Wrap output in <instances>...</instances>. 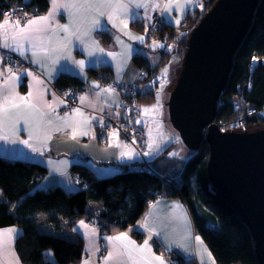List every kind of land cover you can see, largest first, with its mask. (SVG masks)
Returning a JSON list of instances; mask_svg holds the SVG:
<instances>
[{
    "label": "crops",
    "instance_id": "0c3cea01",
    "mask_svg": "<svg viewBox=\"0 0 264 264\" xmlns=\"http://www.w3.org/2000/svg\"><path fill=\"white\" fill-rule=\"evenodd\" d=\"M48 1L46 12L27 16L25 20L19 22L20 27L30 19L47 15L52 8L51 0ZM60 2L79 4L83 3V0H60ZM93 2L95 4L93 9L69 7L60 10L48 21L47 31L26 32L29 39H19V28L15 25V21H9L7 25L0 27V41L7 36L8 42L14 43L11 37L16 35L20 46V51L16 52L34 67L6 71L1 67L2 52L0 51V107L8 106L6 114L0 112V137H7V139L0 138V155L7 159H21L44 166L45 171L39 176L36 187L48 188L58 185L66 191H76L79 185L72 172L75 163L87 165L96 176L100 177L118 173L123 167L144 165L139 151L120 135L107 133L104 141L100 138L103 123L101 113L117 112V107L121 103L119 90L112 86L110 81L136 85L137 90L146 91V87L148 90L153 84L158 85L160 78L163 77L160 73L162 69L159 68L171 64L173 68L170 71V78H175L179 63L178 54H173V57L169 54L167 63L156 70L152 82L142 81L141 70L133 63V58L139 53L154 65L161 57L162 47H155L154 42L158 43V41L147 36V21L150 13L160 14L165 20L166 27L175 28L176 35L181 37L182 31L180 34L177 32L181 29L180 25L183 24L185 14L200 5V0H193L192 3H186V0H172L174 6L166 13L164 6L169 0H139L146 4L143 8L134 7L137 0H121L122 3L128 4L129 12L118 14L115 17L117 26L114 27L107 19L112 8L100 7L98 0ZM176 3H179L183 10L177 8ZM157 4L159 7H154ZM98 11L105 13L100 20L101 24L106 26V30L96 28L91 30L88 36L82 35L90 26L92 18L98 15ZM134 13L138 15H133ZM176 20L180 23H175ZM4 21H0V24ZM125 23L127 28H124ZM64 24L70 26L69 33L58 28L59 25ZM39 27L41 26H33V28ZM76 36H80V39L78 40ZM139 36H143L142 41L135 39ZM93 40L104 50L103 52L96 50L97 45L92 44ZM34 46L37 48L34 49ZM40 46L48 49L47 54L38 51ZM33 50H37L36 56L32 55ZM89 52H94V55L89 56ZM110 52L117 55L109 56ZM54 60L57 62L53 63ZM80 60L84 61L83 67L76 63ZM92 60L97 62L92 64L90 63ZM102 66L103 68H100ZM93 68L99 69L93 70ZM61 73L76 76L83 81V91L77 96L79 106L69 111L63 110L64 101L53 88H58L55 82ZM143 84L146 85L145 89L142 88ZM109 87L113 91H105ZM21 97L26 99L21 100ZM81 97L86 99L82 102ZM12 104L17 106L11 107ZM135 107L138 120L140 117L149 120L145 128L144 141L143 138L141 140L152 170L160 177L166 174L179 176L176 172L177 158L167 159L166 165L158 161L162 153L167 152L172 146L169 139L162 137L161 133L159 135L160 123L155 121L157 119L153 118L154 116L143 114L142 107H137L136 103ZM143 107L145 109V106ZM75 109H79V112H75ZM169 131L173 138L178 137L175 132ZM85 132L87 135L82 134ZM129 151L133 153L131 158L121 156L122 152ZM164 157L169 158V156ZM147 206L132 226L111 234H102L91 220L78 219L71 228L68 227V221L60 220L70 232V235L65 236L74 237L75 234H80L83 239L84 254L78 264H146L148 260H151L152 264H158V261L152 259L153 254L163 256L167 264H171L167 255L170 250H177L195 264H217L203 237L196 233L186 204L179 196L165 194L155 198ZM184 213L191 222L190 228L184 224ZM81 221L87 227L82 226ZM10 228L18 231L14 233V239L6 247L0 248V264H25L22 263L14 245L20 228L17 225L0 227V237ZM50 228L54 229V226L50 225ZM134 230L142 233V239L132 235ZM120 233H127L128 240L134 241L135 244L106 239ZM145 240L149 242L150 252L138 250ZM124 243H128L127 249L123 247ZM130 251L133 259H129ZM109 252L114 253V256L106 260ZM116 252L120 253L119 257L115 256Z\"/></svg>",
    "mask_w": 264,
    "mask_h": 264
},
{
    "label": "trees",
    "instance_id": "16d2710c",
    "mask_svg": "<svg viewBox=\"0 0 264 264\" xmlns=\"http://www.w3.org/2000/svg\"><path fill=\"white\" fill-rule=\"evenodd\" d=\"M215 1L200 0L199 6L185 14L180 25L181 37L176 35L175 28H167L165 24L160 33L179 44L184 55L192 28ZM19 2L25 4L30 15L46 12L49 4L48 0H0V10ZM257 2L247 32L232 56L227 82L218 100L216 121L224 130H240L242 125L234 128V123L241 117L248 126L264 124L257 113L264 106V0ZM169 54V50L162 48L161 57L154 65L144 55L134 56L133 63L141 70L143 82H152L156 70L167 63ZM254 57L257 62L252 65ZM55 85L73 86L79 92L84 88L82 80L67 73H61ZM134 96L136 101L153 100L154 88L136 90ZM208 154V144L204 141L179 170L181 180L172 179V185L154 170L145 168V164L123 167L118 173L100 177L87 165L75 163L72 172L79 188L74 192L58 185L36 187L44 166L0 155V227L20 228L14 245L22 263L78 264L84 254L81 235L70 237L43 231L41 222L58 229L62 227L60 220L68 221L71 228L78 219H85L91 220L102 234L120 232L135 223L149 202L166 194L179 196L186 204L196 233L203 237L217 264H258L248 224L220 197L208 179ZM38 214H45L44 220ZM209 221L214 226H208ZM132 235L142 239V233L137 230ZM167 255L171 264H195L177 250H170Z\"/></svg>",
    "mask_w": 264,
    "mask_h": 264
},
{
    "label": "water",
    "instance_id": "95a60500",
    "mask_svg": "<svg viewBox=\"0 0 264 264\" xmlns=\"http://www.w3.org/2000/svg\"><path fill=\"white\" fill-rule=\"evenodd\" d=\"M258 0H216L192 28L170 91L168 117L183 143L209 148L207 175L220 197L242 216L264 264V126L222 129L217 105Z\"/></svg>",
    "mask_w": 264,
    "mask_h": 264
},
{
    "label": "built area",
    "instance_id": "2783aa9c",
    "mask_svg": "<svg viewBox=\"0 0 264 264\" xmlns=\"http://www.w3.org/2000/svg\"><path fill=\"white\" fill-rule=\"evenodd\" d=\"M25 4L23 3H15L13 6L3 8L0 10L1 17L0 21L5 20L6 18L8 21H23L27 16L30 14L26 12ZM147 21V29L148 34L150 36H156V39L161 44H166L167 40L162 35H156L161 29L164 19L161 17L160 14L155 12L150 13ZM2 52L1 58V67L6 71H13L17 68H34L32 67L31 63L26 60L23 56L18 54L16 51H13L8 48H0ZM257 62V59L252 60V65ZM112 86L117 87L119 90V94L121 96V103L117 107V112H103L101 113V117L103 119L102 128L100 130V138L104 141L107 133H114L120 135L127 143L132 144L137 151H139L141 155V159L145 164V168L150 171H153L150 167L148 162L149 158L143 151V142L141 138L144 137L146 132V126L149 124V120L144 117H140L138 120L136 117V98L134 96L137 86L124 84L120 81H110ZM53 87V86H52ZM57 93L59 94L60 98L64 101L63 110L69 111L75 107L79 106V101L77 96L81 93V91H77L75 87H66V88H56L53 87ZM252 111V110H250ZM259 115L264 116V106L257 112ZM243 118L236 120L234 123V128L239 127L242 125L241 129L249 128L245 127ZM236 130V129H235ZM144 141V138H143ZM164 182L169 184L171 183L170 177L168 175H164L161 177Z\"/></svg>",
    "mask_w": 264,
    "mask_h": 264
},
{
    "label": "snow or ice",
    "instance_id": "6c2138e0",
    "mask_svg": "<svg viewBox=\"0 0 264 264\" xmlns=\"http://www.w3.org/2000/svg\"><path fill=\"white\" fill-rule=\"evenodd\" d=\"M192 2H193V0H186V3H192ZM51 3H52V8H51V10L49 11V13L47 15L30 19V20H28L26 22V24L23 27H20L19 20L14 22L15 25L19 28V33H20L19 34V39H29V37L25 34L26 32H29V31H47L48 30V21L50 19L54 18V16L62 9L71 7V8H84V9L88 10V9H93L95 7V4H94L93 0H83V3H79V4L75 3V2H73L71 4L62 3V2H60V0H51ZM98 3H99L100 7H110V8H112V12L108 14L107 19L112 22L114 27L117 26L116 23H115V17L118 14L122 13V12L123 13H128L129 12L128 4L122 3L121 0H98ZM173 6L174 5L172 3V0H169V3L165 4V6H164L165 12L166 13L170 12L172 10ZM175 6L177 8H180L181 10H183V7L179 3H176ZM134 7L135 8H143V7H146V4L141 3V2H139V0H137V2H135V4H134ZM154 7H159V5L158 4L154 5ZM133 15H138V13H134ZM103 16H105V13L103 11H98V15H96V16H94L92 18V20L90 22V26L88 27V29H86L82 33V35L88 36L89 33L91 32V30L96 29V28H100V29L106 30V26L102 25L101 24V20H100V17H103ZM8 23H9V21L6 18L4 23L0 24V27H4V25H7ZM175 23L179 24L180 21L176 20ZM34 25H40L41 27L33 28ZM69 27L70 26L68 24H64V25H59L58 26V28L63 30L65 33H69ZM124 28H127V24L126 23L124 24ZM77 31H79V29ZM71 34L75 35L74 33H71ZM76 38L79 40L80 36H76ZM11 39H12V41H14V43H9L8 42V37L5 36L3 41H0V48H8V49H11L13 51L19 52L20 51V46H19V43H18V37L16 35H14V36L11 37ZM135 39H138V40L142 41L143 40V36L135 37ZM117 41L119 42V38H117ZM92 44L97 45V47H96L97 51H100V52L104 51L102 48L98 47V44H97L96 41L93 40ZM36 48H37V46H34V49H36ZM38 51L47 54L48 49L46 47L40 46L38 48ZM21 54H23V53H21ZM32 55L36 56L37 55V50H33ZM88 55L89 56H93L94 52H89ZM108 55L115 57L117 54L110 52V53H108ZM253 59L255 60V57ZM56 62L57 61H55V60L53 61V63H56ZM96 62H97L96 60L90 61V63H92V64H95ZM76 63H78L81 67L84 66V61L83 60L77 61ZM105 91L111 92V91H113V89L109 87L108 89H105ZM20 99L21 100H25L26 98L21 97ZM85 99H86V97H81V101L82 102ZM16 106L17 105H15V104L11 105V107H16ZM157 106L158 105H154L153 107H157ZM7 111H8V106L7 105H5L3 107H0V112H3V113L6 114ZM74 111L75 112H79V109H75ZM144 111L147 113L150 110L148 108H145ZM5 118H6V116H5ZM82 134L83 135H87L86 132L82 133ZM0 138L7 139L6 136L0 137ZM73 138H75V135H73ZM23 143H27V141H23ZM150 147H151V145H150ZM132 155H133V153L131 151L122 152L121 153L122 157L123 156H127V157L131 158ZM177 207H180V206L177 205ZM183 219H184L185 226L190 228L191 222L187 219V214L186 213H184ZM80 224L82 226H84V227H87V225H85L83 221H81ZM146 226L147 225H145V227ZM17 231L18 230L14 229V228H10V229L5 230L3 235H2V237H0V248L6 247L8 245V243L14 239V233H16ZM5 237H6V239H5ZM106 239L117 240V241H121V242L127 241L128 243L135 244L134 241H129L128 240L127 233H120L119 235H117L115 237H106ZM197 239H199V238H197ZM128 243H124L123 244V247L125 249H127ZM138 250L140 252H144L145 250H148L150 252L151 249H150V245H149L148 240H145L143 245L139 246ZM113 256H114V253L109 252L108 257H106V260L112 259ZM115 256L119 257L120 253L116 252ZM129 259H133L131 251L129 252ZM152 259H154L155 261H158V264H167V262L165 261L163 256H155L153 254ZM146 264H152V261L148 260V261H146Z\"/></svg>",
    "mask_w": 264,
    "mask_h": 264
},
{
    "label": "rangeland",
    "instance_id": "374dc122",
    "mask_svg": "<svg viewBox=\"0 0 264 264\" xmlns=\"http://www.w3.org/2000/svg\"><path fill=\"white\" fill-rule=\"evenodd\" d=\"M180 32H181V29L178 30L177 33L180 34ZM154 46L157 47V48H159L160 46L163 47V45H161L160 43H157V42L156 43L154 42ZM164 47L167 50H170V56L171 57H173V54H178L177 60L179 58V60H178L179 63H178V66L176 67V69H177L176 70L177 71L176 77L173 78V79L170 78V71H171V68H173V64L161 66L159 68V70L162 69L160 71V73H162L161 76H163V77L160 78V80L158 82V85L153 84V88L155 90V92H154L155 98L153 100H147V101L145 100V101L136 102V106L137 107H140V106L142 107L143 114L146 113L144 111V109H143L144 108L143 106H145V108L150 109V111L147 112V114H148L147 116H149V115L154 116L153 118L157 119L155 121L160 123L159 135L161 133L162 137L163 136L166 137L167 139H169V142L172 143V146L168 149L167 152L162 153V157H160L158 159V161H160V163L162 165H166L168 163L167 159H172V158L175 159V158H177V162L178 163H176V168H177L176 172L180 173L179 170L184 166V163H186V161L190 157H192V155H194V153H196L198 150L194 151L192 149H189L183 143L182 138H180L177 129L172 126V124L170 122V117H168V105H167V102H168V100L170 98V95H171L170 91L172 90V88L175 85V80H176V78H177V76L179 74V70H180V68L182 66V57H183L182 52H183V49L180 48L179 44L177 45L175 42H172V41H169V40H167V45H164ZM173 50H175V51H173ZM145 87H146V85L143 84L142 88L145 89ZM169 87H170V90H169ZM146 89H147V87H146ZM154 105H158V106L157 107H153ZM241 118H243V117H241ZM244 125H245V127H248L247 124L244 123ZM262 126H264V124L260 125V127H262ZM256 127H259V126H256ZM169 130H171L172 132H175L178 137L175 136L174 137L175 139H174L173 135H171V132ZM164 156H169V158L164 157ZM169 177H170V180H172V179L178 180V181L181 180L180 176L174 177V176L171 175ZM38 215H39L38 216L39 218H42L44 220L45 214H38ZM50 225L51 224H47V223H44V222H41V224H40L41 229L43 231H45V230L46 231H52V230L56 231L57 230L59 233H61L63 235H67V234L70 235V232L68 231V229H66V226H64L62 222H61L62 227L58 228V229L57 228L52 229V228H50ZM207 225L211 227V226H214V223L209 221L207 223ZM134 228H136V227H134Z\"/></svg>",
    "mask_w": 264,
    "mask_h": 264
},
{
    "label": "bare ground",
    "instance_id": "6f19581e",
    "mask_svg": "<svg viewBox=\"0 0 264 264\" xmlns=\"http://www.w3.org/2000/svg\"><path fill=\"white\" fill-rule=\"evenodd\" d=\"M161 17H162V16H161ZM163 19H164V18H163ZM163 24H165V20H164ZM163 24H162V26H163ZM162 26H161V27H162ZM161 27H160V28H161ZM161 29H162V28H161ZM161 29H159V31H158V33H157L156 35H157V36H158V35H162L166 40H168V39L166 38V35H165V34H161V33H160V30H161ZM147 36H148V38H151V39L157 40V39H156V36H150L148 33H147ZM157 41H158V40H157ZM158 43H160V42L158 41ZM160 44H161V43H160ZM161 45H163V47H164V45H167V42H166V44H161ZM163 47H162V48H163ZM164 48H165V47H164ZM169 51H170V50H169ZM260 116H261V115H260ZM261 117L264 119V116H261ZM256 126H259V125H256ZM256 126H252V125H251V126H249L248 129H251V128H254V127L257 128ZM259 127H260V126H259Z\"/></svg>",
    "mask_w": 264,
    "mask_h": 264
}]
</instances>
